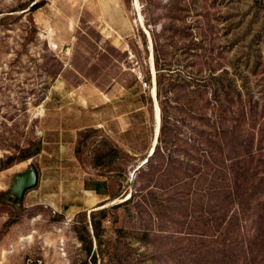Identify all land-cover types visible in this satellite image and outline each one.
I'll use <instances>...</instances> for the list:
<instances>
[{
  "label": "rangeland",
  "instance_id": "1",
  "mask_svg": "<svg viewBox=\"0 0 264 264\" xmlns=\"http://www.w3.org/2000/svg\"><path fill=\"white\" fill-rule=\"evenodd\" d=\"M0 264H264V0H0Z\"/></svg>",
  "mask_w": 264,
  "mask_h": 264
},
{
  "label": "trees",
  "instance_id": "2",
  "mask_svg": "<svg viewBox=\"0 0 264 264\" xmlns=\"http://www.w3.org/2000/svg\"><path fill=\"white\" fill-rule=\"evenodd\" d=\"M34 5H36V3H35ZM153 69H154V71H155L154 63H153ZM154 76H155L156 91H157V92H156V95H157V97H159V95H160L161 80H160L159 75H156V71H155ZM146 83L148 84V82H146ZM157 101H158V100H157ZM158 116H159V115H158ZM159 120H161V119H160V116H159ZM161 130H162V124H161V122H160V128H159V134H158V137H157V142H156V145H155V147H154V150H153L152 154L150 155V157H148V160H147L146 164L149 163L150 159L153 158V157L156 155L157 151H158L157 148H158V144H159V139H160ZM207 153L210 154V152H208V150H207ZM29 157H30V156H26V158H29ZM144 165H145V164H144ZM144 165H143V166H144ZM96 166H97V165H96ZM143 166H142V167H143ZM142 167H141L140 169H142ZM140 169H139V170H140ZM84 188H85V190L93 191V192H95V193L98 194V195H107V196H110V193H109V190H108V187H107V184H106L105 181H99V180H86V181L84 182ZM130 197H132V195H131ZM91 212H93V211H91Z\"/></svg>",
  "mask_w": 264,
  "mask_h": 264
},
{
  "label": "water",
  "instance_id": "3",
  "mask_svg": "<svg viewBox=\"0 0 264 264\" xmlns=\"http://www.w3.org/2000/svg\"><path fill=\"white\" fill-rule=\"evenodd\" d=\"M157 142V140H156ZM150 157V156H149ZM148 158H146L147 162ZM143 163L138 169H136L133 174H135L136 171H138L144 164ZM37 182V173L32 170L31 168L23 171L22 173L16 174L14 181L11 185V193L13 196L20 198L23 196V194L27 191L32 189Z\"/></svg>",
  "mask_w": 264,
  "mask_h": 264
},
{
  "label": "bare ground",
  "instance_id": "4",
  "mask_svg": "<svg viewBox=\"0 0 264 264\" xmlns=\"http://www.w3.org/2000/svg\"><path fill=\"white\" fill-rule=\"evenodd\" d=\"M134 7H136V3H134ZM139 22L142 24L141 20H137V23H139ZM144 31L146 33V29H144ZM149 64H150V62H149ZM150 68H151V74L153 76V68L151 67V65H150ZM155 88H156V86H155V82H154V77H152V86H151V88L149 90V93L152 94V97H153L154 100L156 99V90H155ZM155 103H156V100H155ZM158 133H159L158 119H157V116L155 114V116H154V134H153L152 144H151V146H150V148L148 150L147 158L152 154V152L154 150V147L156 145V140H157ZM145 162H146V159L141 161L140 164L135 168V170L138 169Z\"/></svg>",
  "mask_w": 264,
  "mask_h": 264
},
{
  "label": "crops",
  "instance_id": "5",
  "mask_svg": "<svg viewBox=\"0 0 264 264\" xmlns=\"http://www.w3.org/2000/svg\"><path fill=\"white\" fill-rule=\"evenodd\" d=\"M101 90H99L98 92H94V91H91V95L92 96H94V95H98L99 93L100 94H102V95H107V96H109V95H113L115 92H117V90L113 87L110 91H107V92H100ZM95 107H97L96 105H95ZM94 108V107H93ZM93 112H96V110L94 111V109H93ZM97 112H98V107H97ZM89 127H93V128H98L99 127V124H97V125H92V126H89ZM130 154H131V152L130 151H128ZM95 180H99V181H105L106 182V184H107V187H108V190H109V186H108V182H107V179L104 177V178H99V179H95ZM84 191H86V192H88V193H92V194H94L95 196H98V197H107V195H98V194H96L95 192H93V191H90V190H85V188L83 189Z\"/></svg>",
  "mask_w": 264,
  "mask_h": 264
},
{
  "label": "built area",
  "instance_id": "6",
  "mask_svg": "<svg viewBox=\"0 0 264 264\" xmlns=\"http://www.w3.org/2000/svg\"><path fill=\"white\" fill-rule=\"evenodd\" d=\"M141 85H142V87H143V89H145V90H148L149 89V84H147L146 82H141Z\"/></svg>",
  "mask_w": 264,
  "mask_h": 264
}]
</instances>
